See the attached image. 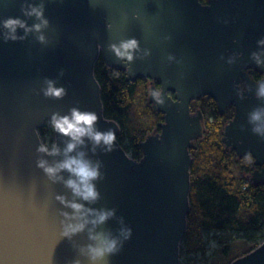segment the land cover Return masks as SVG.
Returning <instances> with one entry per match:
<instances>
[{
    "label": "water",
    "instance_id": "water-1",
    "mask_svg": "<svg viewBox=\"0 0 264 264\" xmlns=\"http://www.w3.org/2000/svg\"><path fill=\"white\" fill-rule=\"evenodd\" d=\"M23 2L0 0V20L20 17L31 26L36 21L23 17ZM28 2L38 4L40 0ZM44 3V16L50 22L44 30L46 45L36 40V33L15 42L0 38V264H71L75 259L88 264L78 246L92 243L87 229L93 226L89 223L72 240L61 238L60 212L72 210L55 196L84 202L62 183L53 184L36 167L43 155L36 151L42 143L39 129L54 112L65 115L72 107L95 112L97 128L113 129L116 134L117 147L111 153L97 149L93 154L87 139L70 153L84 151L88 158L103 162L104 178L96 182L101 199L86 207L116 212L95 231L115 234L120 228L132 229L122 250L109 258L110 264H179V244L190 212L191 151L206 131L203 113L191 112L193 102L210 98L220 116L233 108V117L221 132V143L238 159L250 153L260 169L252 172L249 182L264 186V140L252 132L256 124L248 123L250 112L264 108V98L256 97L259 82H264V44L259 43L264 40V0ZM18 35H24L23 30ZM132 38L150 55L130 62L129 70L108 45ZM253 52L260 53L259 65ZM169 55L175 60L169 62ZM99 57L107 68L125 71L128 82H151L148 102L164 121L158 132L140 144L139 160L119 145V125L104 116L101 88L94 76ZM61 69L63 77L58 76ZM249 71L262 78L253 80ZM45 77L56 80V86H63L67 95L59 100L44 97L40 89L45 87ZM155 90H160L163 105L151 96ZM259 123H264V116ZM67 142L68 138L54 132V144L61 150ZM44 158L51 162L63 155ZM60 175L69 178L67 172ZM232 264H264V241Z\"/></svg>",
    "mask_w": 264,
    "mask_h": 264
},
{
    "label": "clouds",
    "instance_id": "clouds-1",
    "mask_svg": "<svg viewBox=\"0 0 264 264\" xmlns=\"http://www.w3.org/2000/svg\"><path fill=\"white\" fill-rule=\"evenodd\" d=\"M20 11L23 17L34 18L31 26H28L25 19L20 17H8L0 20V38L4 42L17 41L26 39L30 33H36V40L41 44H47L49 41L44 35V30L48 29L50 22L44 16L45 3L44 0L32 3L24 0L20 5ZM135 18V17H134ZM109 27V25H108ZM18 30H23L24 35H18ZM170 39V37H166ZM264 44V40L259 41ZM99 47V46H98ZM108 50L114 53L115 57L125 64L130 70L131 64L135 59H145L150 55L148 49L141 50L139 41L132 39L121 40L118 44L111 43L108 45ZM142 55H136L141 53ZM260 53L253 52L252 58L259 65ZM168 61H174L175 57L169 55ZM179 63V61H177ZM233 63L232 60L228 61ZM59 77L64 76V70L61 69ZM40 91L46 98L59 100L67 95V90L63 86H56L57 81L54 79L44 78ZM156 104L163 105L165 103L160 90H155L151 93ZM257 98H264V82H259V90L256 92ZM241 98H243L241 96ZM264 116V108H256L248 114V123L256 124L252 128V132L264 140V123L261 121ZM98 115L93 111H81L78 107L69 109L68 114L61 115L59 112H54L48 124L54 132L63 137L68 138L66 146L61 150L57 143L49 146L46 143H39L36 149L40 155L36 161V167L41 169L49 181L53 184L62 183L67 189H70L73 195L79 198L84 203H78L75 200H68L63 195H56L55 200L63 205L66 209H71V212L61 211L60 215L63 219L60 221L61 231L60 237L72 240L78 234L84 233L87 225L90 223L93 227L87 229L88 240L92 243L78 246L79 255L87 259L88 264H110V257L118 254L124 245L132 236V229L124 227L116 230L114 234L112 230L95 231L96 227L104 225L106 221L115 216V209L97 210L86 205L97 203L101 199V194L96 187V182L104 178L101 168L103 162L99 159L92 160L87 157L86 152L79 151L76 155H70L76 151L78 146L85 145V139L91 143V151L97 153V149L107 154L111 153L117 147L116 134L113 129L101 131L97 128ZM63 155L61 160L49 161L44 156L58 157ZM246 159L251 160V154H246ZM67 172L68 179H64L60 173ZM94 216V219L89 220L88 217ZM121 218V222H122ZM74 247H77L74 245ZM71 264H82L80 259H75Z\"/></svg>",
    "mask_w": 264,
    "mask_h": 264
},
{
    "label": "trees",
    "instance_id": "trees-1",
    "mask_svg": "<svg viewBox=\"0 0 264 264\" xmlns=\"http://www.w3.org/2000/svg\"><path fill=\"white\" fill-rule=\"evenodd\" d=\"M200 2L205 4L206 0ZM248 74L257 82L262 78L253 71ZM94 76L101 88L105 118L115 121L121 129L117 138L119 145L132 159L139 160L142 157L140 144L147 136L158 132L164 121V116L154 112L148 102V80L128 82L125 71L107 68L101 57L95 63ZM204 100L212 105L214 112L211 121L204 117L206 131L195 143L196 149L191 151L194 159L190 172L195 177L201 172L204 177H191L187 220L189 224L195 222L200 231L214 236L218 233L241 235L254 244L246 255L264 241V186L255 187L248 179L236 180L233 176L236 156L221 143V131L228 118L226 114H218L210 98L195 102ZM38 133L41 138L50 137L54 142V131L48 122ZM243 162L250 168L249 172L254 170L252 157L251 160L243 158Z\"/></svg>",
    "mask_w": 264,
    "mask_h": 264
},
{
    "label": "rangeland",
    "instance_id": "rangeland-1",
    "mask_svg": "<svg viewBox=\"0 0 264 264\" xmlns=\"http://www.w3.org/2000/svg\"><path fill=\"white\" fill-rule=\"evenodd\" d=\"M147 84L149 96V82H147ZM191 108L193 111H202L205 118H208L210 121L212 120L214 110L212 105L207 101L204 100L198 104L193 102ZM226 116L228 118V123V121L232 119L233 113L227 111ZM40 139L42 143H46L49 146L54 144L50 137H40ZM191 157L193 164L194 158L193 156ZM233 161L235 162L233 176L236 180H240L243 177L249 180L252 171L249 172L250 168L244 165L243 159H238L236 156ZM191 177L202 179L204 174L200 172L197 177L191 174ZM187 231H191L190 234H185V237L179 244V264H232L235 258L244 255L254 246L253 243L247 242L245 239L241 238V235L235 233H218L215 236L207 234L206 232L200 231L195 222L189 224L188 220L186 232ZM261 243L262 242L259 244Z\"/></svg>",
    "mask_w": 264,
    "mask_h": 264
},
{
    "label": "flooded vegetation",
    "instance_id": "flooded-vegetation-1",
    "mask_svg": "<svg viewBox=\"0 0 264 264\" xmlns=\"http://www.w3.org/2000/svg\"><path fill=\"white\" fill-rule=\"evenodd\" d=\"M148 82H149V84H151L150 81H148ZM155 85H156V83H155ZM156 87L158 88V86H156ZM195 111H196V110H194L193 112H195ZM227 111H231V112L234 114L233 108H230V109L227 110ZM191 112H192V111H191ZM226 113H227V112H226ZM203 115H204V114H203ZM228 151H229V150H228ZM229 152H231V151H229ZM231 153H234V152H231ZM234 154H235V153H234ZM235 155H236V154H235ZM253 169L256 170V169H260V168L255 167L254 164H253ZM254 170H253V171H254ZM253 171H252V172H253Z\"/></svg>",
    "mask_w": 264,
    "mask_h": 264
}]
</instances>
